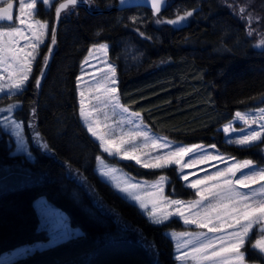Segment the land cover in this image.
<instances>
[{"label":"trees","instance_id":"trees-1","mask_svg":"<svg viewBox=\"0 0 264 264\" xmlns=\"http://www.w3.org/2000/svg\"><path fill=\"white\" fill-rule=\"evenodd\" d=\"M59 3L51 10L39 4L37 16L51 21L57 42L50 56L51 39L42 48L27 87L11 98L22 102L15 116L34 159L13 153L0 128V264H176L165 234L171 224L152 223L96 172L102 151L79 116L81 61L91 44L108 42L123 104L153 130L264 163V140L240 146L220 129L237 110L264 102V50L253 46L238 5L224 0H166L159 14L89 0L62 12L56 25ZM259 3L250 10L264 14ZM187 11L192 16L167 23ZM122 164L140 176L157 174ZM173 184L190 195L180 180Z\"/></svg>","mask_w":264,"mask_h":264},{"label":"snow or ice","instance_id":"snow-or-ice-1","mask_svg":"<svg viewBox=\"0 0 264 264\" xmlns=\"http://www.w3.org/2000/svg\"><path fill=\"white\" fill-rule=\"evenodd\" d=\"M81 2L88 3L89 0H64L63 3H59V6L55 8V16L57 21L61 17L62 12H67L70 9H75ZM166 0H151V7L154 14H159L163 4ZM0 64H6L11 61L13 64L18 65L19 75L16 76L9 84L0 85V92H4L6 89L8 91L15 90L20 92L24 89L26 82L30 78V73L32 72V63L36 60L38 54V48L41 43H43V37L48 34V24L47 22H41L40 20L33 19L36 12L37 4H42L44 6L51 7V0H30V2H25V0H18L19 4V15L15 17L19 25L17 26L14 21L13 0H0ZM240 13L246 12V8H240ZM192 11H187L182 16H178L175 20H168L167 23L177 24L184 21L187 17L192 16ZM242 18L243 15H242ZM247 20L249 23L248 35L252 36L254 29H251L250 25L253 20H259V17H253L251 13L247 15ZM8 24L5 29L3 27L4 23ZM135 22V18H133ZM163 21H157L161 23ZM30 33L31 35H26ZM143 35V33H141ZM25 40L29 43L20 46V41ZM56 28L53 26L51 29V45L56 44ZM257 47H264V36H262L260 42L256 45ZM31 49L27 50L26 49ZM52 48H48V52L51 53ZM95 51H107V45L101 44ZM93 52L90 51V55ZM44 65L48 63V56L43 58ZM87 63V60H85ZM109 71L112 78L106 75L105 80L109 81L111 84H115V68L109 65ZM43 76V71L41 70V76L35 79L36 87H40L41 78ZM3 79V77H0ZM80 78L78 77V81ZM102 85L97 82L96 88L101 89ZM80 115L84 120L88 132H90L94 137L100 140L101 148L104 152L108 153L109 156L120 155L123 159L135 160L136 163L141 164L143 167L148 168H162L170 164H181L183 157L188 153L192 152L193 148L179 147L174 151H169L163 155H157L154 158H150L148 162H144L139 156L135 155V145H132L131 152L124 151L121 152V145L132 144L136 136H142L145 140V146L150 140L147 132H124L122 129L119 136L116 135V128L110 125H104L109 128V132L106 135L114 137L112 143H115V148L113 149L109 146V141L105 139V136L98 134L96 127H94L95 120L93 119L94 113L96 114V119H99V114L101 113V105L104 108L111 106L113 109H120L123 113H128L129 109L120 104L119 96L117 94V89L115 87L103 86L102 94L95 95L91 97L89 101V108L85 107L84 91L80 92ZM264 99V98H262ZM94 100L95 103H91ZM17 105H9L7 108H0V113H4L0 117V125L5 128L11 126L15 129V134L17 137L21 136L24 124L22 122L16 121L10 113ZM35 110H33L34 112ZM259 119L264 120V108L259 109ZM137 119L140 118V113L130 114ZM235 118L237 120L243 121L245 124L249 123V116L245 113L236 112ZM105 119L107 116L105 115ZM256 119H252L251 123H256ZM127 123L131 124L132 120L129 119ZM119 127V124L116 125ZM261 131H252L246 135L241 136L232 142L241 145L248 146L256 141L264 139L262 137V132H264V124L261 126ZM230 131H235L232 128L231 122L224 127V132L228 133ZM127 137V139L125 138ZM118 140V142H116ZM152 145L156 147H167L168 145L159 144L156 140H151ZM47 148V144L44 145ZM97 160L103 165L100 173L102 176H109L111 173L118 171L115 168L109 167L104 164L102 157H97ZM154 161V162H153ZM252 165L251 161H244L242 164L233 165L223 171L216 172L213 176L204 177V181H214L202 191H197L196 195L200 197L199 200L188 202L189 208H200L201 211H197L191 214V218L185 216L184 212L181 211V207L184 206V202L180 200H172L168 203L170 205L178 206L175 213H167L162 217H157L155 210L149 212V217L151 222L155 224H162L171 215H179L184 219L185 224H195L197 227L207 228L209 233H220L225 232L226 229L230 231L226 232V235H216L214 237H208L207 233H173L172 238L180 241L182 237H192V239L183 240L177 244V251L181 249L190 250L183 251L180 255L176 256L177 260H181L187 264L188 261H192L193 264H244L245 252L242 249L245 243H251L253 249H258L261 253H264V185H261L258 192L252 191L251 194L242 193L236 190L235 185H244L247 187L249 183L255 182L257 179L264 180V169L258 171H250L247 174H242L240 178L233 181L231 177L236 176V173L241 170V168H249ZM182 167H188V164H183ZM187 179V177H185ZM161 181L164 177L160 178ZM201 181H195L193 185L197 186L201 184ZM120 191L132 195L133 199H139L134 193H130L127 187H121L117 185ZM135 188L136 185H131ZM259 197V198H257ZM208 201L207 204L204 202ZM214 201V202H212ZM141 207H146V205L141 202ZM255 232L257 239L253 243L251 240L252 234Z\"/></svg>","mask_w":264,"mask_h":264},{"label":"rangeland","instance_id":"rangeland-1","mask_svg":"<svg viewBox=\"0 0 264 264\" xmlns=\"http://www.w3.org/2000/svg\"><path fill=\"white\" fill-rule=\"evenodd\" d=\"M62 0H51L52 6H44L45 9L51 10L54 5L61 2ZM225 2L230 3L231 5H236L238 8L235 9L236 12L240 13V8L245 7L246 12L240 15L246 19L247 23V15L251 13L253 17H259V20H253L251 22V29H254L253 35L250 36L253 39V46L258 50H264V47H257L256 45L260 42L262 36H264V14L260 13L259 11L250 10V6L252 9V4H258L259 0H224ZM25 2H30V0H25ZM14 3V9H13V15H14V21L12 23H15L17 26L25 27L18 24V21L15 20V17L19 15V4L18 0H13ZM2 4H0L1 6ZM262 6V2L258 4L259 10ZM39 10V4H37L36 12ZM33 19L40 20L41 22H47L48 24V34L45 35L43 39V43L39 45L38 48V54L36 56V60L32 63V72L30 73V78L26 82L24 89L27 87L33 73L34 65L37 61V59L42 54V48L47 45L51 39V29H52V23L49 20H42L37 15L33 17ZM3 27L6 29L8 27V24L5 22L3 24ZM247 29L249 31V23L247 26ZM26 35H31L30 33L26 32ZM249 36V35H248ZM29 43V41L21 40L20 46H23L24 44ZM101 44L107 45V51L106 53L104 51H95L96 48L99 47ZM109 49L110 44L105 41L101 42H95L91 44L89 47L86 55L81 61L79 73L77 76V101H78V108H79V116L82 124L87 129L84 120L82 119L80 115V92L84 91V100H85V107L86 109L89 108V101L91 97L95 95L102 94L103 92V86L106 87H115L117 89V94L119 96L120 104L127 107L129 109L128 113H123L120 111V109H113L111 106L104 108L102 105L100 106L102 111L99 114V119H96V114L94 113L93 119L95 120L94 127H96V130L99 135L105 136V139L108 140L109 146H111L113 149L115 148V143H112L114 140V137L110 135H106V133L109 132V128L105 127L104 125H110L116 128V135L119 136V133L121 129L124 132H147L148 136L150 137V140L147 142L145 146V140L142 136H136L132 144H124L121 145V152L132 150V145L134 144L135 147V155L139 156L140 159L144 162H148L150 158H154L157 155H163L166 152L174 151L179 147L184 148H193L194 146H197L194 148V150L190 153H188L186 156L183 157V160L181 161V164H170L166 167L162 168H148L144 167L146 169L150 170H156L157 174L152 177L148 176H140L135 174L134 172L128 170L122 162H131L133 164H136L138 166L143 167L141 164L136 163L135 160H129V159H123L120 155H112L109 156L108 153L104 152L101 148L100 140L94 137L90 132L89 134L99 143V146L101 148L102 153L98 155V157H102L104 160V164H106L109 167L115 168L118 171L111 173L109 176L105 177L102 176L100 173V170L102 169L103 165L97 160L96 161V172L98 175L107 183H109L115 191H117L119 194H121L124 198H126L131 203L135 204L150 221L151 218L149 217V212H152L155 210V214L157 217H162L163 215L171 212L175 213L176 208L178 206L176 205H170L168 202L172 200H180L184 202V206L181 207V211L184 212L185 216H188L191 218V214L195 213L197 211H201L200 208H189L188 202L199 200L200 197L196 195L197 191H202L206 185H210L214 181H204V177L206 176H213L218 171H223L227 168L232 167L236 164H242L244 161H251L252 165L249 168H241L239 172L236 173V176L231 177L233 181L240 178L242 174H247L250 171H258L260 169H264V163H260L252 158H241L234 156L232 154H228L220 150L215 144H207L203 142H196V143H186V142H180L176 141L172 138H169L168 136L161 134L159 132H156L153 130L143 119L142 114L140 113V118L137 119L136 117L131 116V113H139L132 109H130L128 106L124 105L119 89H118V73L115 63H113L109 56ZM27 50H31L26 49ZM47 51V50H46ZM90 51L93 52L92 55H90ZM46 54V53H45ZM85 60H87V63H85ZM109 65L115 68V84H111L109 81L105 80V76L107 75L109 77V80L112 78L111 73L109 71ZM19 75V67L16 64H13L11 61H8L6 64H0V77H3V79H0V85H7L9 84L13 79L16 78V76ZM78 77L80 80L78 81ZM97 82H100L102 85L101 89L96 88ZM24 89L20 92H16L15 90L8 91L7 89L4 92H0V108H7L9 105H17L16 108L13 109V112L10 113L16 121L22 122L19 118L15 116V112L18 108L21 107L22 102L19 100H12L11 98L24 91ZM91 103H95L94 100L91 101ZM264 108V102L260 104L257 107L244 109V110H237L236 112L245 113L249 116V123L245 124L243 121L237 120L234 116L227 121L226 123L222 124L220 126V129L224 132V127L228 125L231 122L232 128L235 129V131H230L228 133H225V138L228 143L236 144L232 141L239 139L241 136L246 135L252 131H261V125L264 124V120L259 119V109ZM235 112V113H236ZM4 113H0V117H2ZM105 115L107 116V119H105ZM131 119L132 123L129 124L127 121ZM252 119H256V123H251ZM24 124V123H23ZM119 124V127H116V125ZM0 128L8 133L10 135V144H14L13 147V153H21L25 154L28 158L34 159V155L30 150L29 141L27 138V135L25 133V128L22 129L21 136L17 137L15 134V129H13L11 126L8 128L3 127L0 125ZM88 131V130H87ZM262 137H264V132H262ZM127 139V137H125ZM156 140L159 144L168 145L167 147H156L152 145L151 140ZM264 139L260 141H256L251 145L260 143ZM118 142V140L116 141ZM238 145V144H236ZM248 145V146H251ZM241 146V145H240ZM154 162V161H153ZM187 163L188 167H182L183 164ZM164 177V180L161 181L160 178ZM187 177V179H185ZM175 179L180 180V184L183 187L184 191L190 192V195L183 196L182 194H179L180 192H175L174 188V181ZM201 181L202 183L193 187L190 185H193L195 181ZM117 185H120L121 187H127L129 189L130 193H134L136 196L139 197V199H133L132 195H129L128 193L120 191V189L117 187ZM131 185H136L135 188H132ZM264 185V180L257 179L253 183H249L247 187L244 185L236 184L235 188L237 191L251 194L252 191L259 190L260 186ZM259 198V197H257ZM141 202H143L146 207H141ZM214 202V201H212ZM205 204L208 203V201L204 202ZM166 224H171V226L165 231V234L172 240L174 244V257L176 259L177 255H180L183 251L190 250L191 246H189V249H181L179 252L177 251V244L183 240L192 239V237H182L180 238V241L173 239L172 235L173 233L179 234V233H200L204 232L207 233L208 237H214L216 235H226L227 231H230V229H226L225 232L220 233H209L207 231V228H201L197 227L195 224H185L184 219L180 217L179 215H171L167 220L164 221ZM163 224V223H162ZM257 235L255 232L251 236V240L254 243L257 239ZM243 252H245V260L244 264H264V253H261L258 249H253L251 246V243H245L244 248L242 249ZM176 264H185V262L181 260L176 259ZM187 264H193L192 261H188Z\"/></svg>","mask_w":264,"mask_h":264},{"label":"water","instance_id":"water-1","mask_svg":"<svg viewBox=\"0 0 264 264\" xmlns=\"http://www.w3.org/2000/svg\"><path fill=\"white\" fill-rule=\"evenodd\" d=\"M80 4H87V3L81 2ZM1 6H3V5H1ZM163 6H164V4H163ZM163 6H162V8H163ZM130 7H149V8H152L151 7V0H118V5L116 8L117 9H126V8H130ZM57 23H58V21H56V25H57ZM51 48H52V51L49 54V56L52 55L54 45H51Z\"/></svg>","mask_w":264,"mask_h":264}]
</instances>
